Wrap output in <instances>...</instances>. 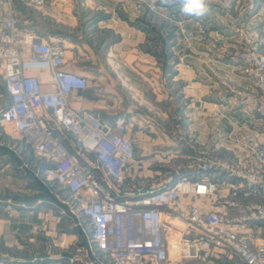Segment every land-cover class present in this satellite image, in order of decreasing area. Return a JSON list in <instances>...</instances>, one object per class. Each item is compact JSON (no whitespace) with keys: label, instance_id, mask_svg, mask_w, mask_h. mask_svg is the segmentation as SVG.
<instances>
[{"label":"built area","instance_id":"2783aa9c","mask_svg":"<svg viewBox=\"0 0 264 264\" xmlns=\"http://www.w3.org/2000/svg\"><path fill=\"white\" fill-rule=\"evenodd\" d=\"M21 1L42 8L50 0ZM13 3L0 0V68L10 101L0 120L12 125L36 156L50 162L45 175L70 195V210L87 241L83 253L99 264H160L180 246L182 258L208 257L216 249L230 255V264H264V141L258 130L249 127L236 136L245 151L242 158L206 151L199 156L197 173L179 176L165 187L122 195L117 187L125 185V174L137 158L136 141L129 134L132 122L74 107L70 96L87 89L89 77L67 69L64 43L26 26ZM177 23L186 38L194 37L183 20ZM228 27L240 45L233 59L247 68L251 84L235 97L264 120V51L258 32L242 17H231ZM38 70L47 72L54 90L43 89L33 72ZM212 173L226 177L227 183ZM183 195L205 197L208 204L221 203L226 209L197 202L182 209L178 201ZM171 218L184 223L177 234L170 230Z\"/></svg>","mask_w":264,"mask_h":264},{"label":"crops","instance_id":"0c3cea01","mask_svg":"<svg viewBox=\"0 0 264 264\" xmlns=\"http://www.w3.org/2000/svg\"><path fill=\"white\" fill-rule=\"evenodd\" d=\"M141 1L143 0H50L38 9L37 18L43 20V26H30L49 39L62 41L67 53L66 68L89 77L87 89L75 91L70 96L71 104L81 110H95L107 118L123 117L131 121L129 134L136 141V152L142 156V161L145 158L163 157H177L184 161L188 157L197 158L195 163L177 164L176 168L170 169L172 176L162 185H151L144 190V187L137 189L135 185L117 187L126 196L165 187L179 176L197 173V153L200 151L194 142L202 143L205 148H214L221 156L242 158L245 151L233 147L229 141L231 126L239 130L242 126L255 122V128L264 141V120L243 114L241 105L234 102L235 98L228 91V81L251 87L250 79L240 69V65L230 63L221 54L220 48L212 45L215 43L196 39L191 48L182 51L184 60L179 58L181 33L177 21L182 16L179 9L165 11L160 8L158 13H154L148 7L144 9ZM258 5L255 26L262 32L264 50V2ZM31 21L34 23L33 17ZM187 22L190 29L196 32L199 24ZM217 24L222 28L223 23ZM221 38L229 41L228 37ZM33 72L40 78L44 90L55 89L54 84L48 81L46 71ZM0 74L4 89L1 68ZM188 95L192 97L181 108L180 102ZM196 97L203 100L202 106L206 109L204 112L214 110L221 115L214 119V123L205 116L199 123L195 119L187 121L188 140V137L173 134L168 128L180 127V111L184 114L189 112L190 116H196V113L201 116L202 111L196 106ZM227 113L237 118L232 125H228ZM1 124H4L7 134L15 133L9 123ZM197 124L201 128L200 132L197 137L191 136L192 128H196ZM144 125L155 128V135L149 137L141 134L144 139L139 143V132H135V129H141ZM11 145L14 146V143L11 142ZM89 159L97 162L93 155ZM133 166L135 164L129 168L128 174H131ZM102 172L107 176L104 167ZM211 176L218 182L227 183V178L222 175L212 173ZM110 179L116 182L114 177ZM134 190L138 192L135 193ZM195 202L215 210L226 209L221 203L212 206L208 204L207 198L192 195H183L178 206L187 209ZM5 205L11 207L10 204ZM5 205L0 202V263L99 264L91 255L83 253L87 241L73 214L68 215L70 227L74 228L70 234L64 233L58 240L40 236L37 238L35 232H50L53 224L59 222L58 218L51 216V213L41 212L35 205L17 211H6ZM169 222L173 234L184 228V223L176 218H171ZM52 244L58 247L53 248ZM72 244L79 247L78 252L73 254L68 250ZM199 259H202L200 261L203 264L230 262L226 252L216 249L210 256H201ZM166 262L182 264L184 261L180 256L176 261L171 262L169 259L160 264H167Z\"/></svg>","mask_w":264,"mask_h":264},{"label":"rangeland","instance_id":"374dc122","mask_svg":"<svg viewBox=\"0 0 264 264\" xmlns=\"http://www.w3.org/2000/svg\"><path fill=\"white\" fill-rule=\"evenodd\" d=\"M141 2L143 3L144 9L145 7H148L154 13H158V11H160L157 0H143ZM258 2L260 3V5H262L264 0H208L210 11L204 18L195 19L181 16L180 20L184 21V27L189 32H192L194 37L191 39L186 38L182 33V30L179 29L181 33V51L179 58H184L185 55L182 51L191 48L195 39L199 41H209L215 43L212 45H217V47L220 48L221 54H223V56L226 57L227 60L230 61V63H234V65H240V69L243 71V73L248 75L247 68L238 60L234 61L233 59V57H235L236 55V52L240 49V45L236 42V37L230 32L228 26L231 17H242L248 28L257 30L259 42L262 47V32L255 26V17L259 9ZM13 4L15 10L22 16L23 23L26 26L30 27L32 25H39L40 28L43 26V20L37 18V14H39V8L30 7L21 0H14ZM152 6H155V8L152 9ZM169 16H165V18H169ZM32 17L34 19V23L31 21ZM187 21H189V23H192L194 21L199 24L198 26H196L198 27V29H195L196 32L190 29ZM217 23H223L222 28H219ZM221 36L228 37L227 39L229 41L226 42L223 38H221ZM1 79L2 77L0 74V111L4 107V105L9 102V96L2 88ZM227 87L229 93H231L235 98L234 102L236 101L237 104L240 105L235 97V93L238 90L247 89L248 87H246V84L241 85L237 82L228 81ZM190 97L192 96L188 95L183 98V101L180 102L181 108L183 106V103L190 99ZM196 100V106H199V109L202 111L200 114L201 116L198 115L199 113H196V116L194 114H191L190 116L189 112H186V114H184L182 111H180L179 119L182 121V124L179 128L176 129H172L171 127L168 128L170 132L179 136L184 135L185 138H187L189 136V132H186L187 121H192V119H195L196 122L199 123L205 116L207 119L211 120L212 123H214V119L220 118L219 115L221 114L215 112L214 110H210L208 113L204 112L206 109H203V100L200 101L197 97ZM242 109L243 114H246L250 117H255L256 119L260 118L259 116L253 115V113L248 111L246 108ZM226 115L228 120L227 122L229 123L228 125H232L231 123L237 120V118L231 115V113H227ZM242 127L243 128H240L239 130L232 126L230 128L228 138L233 147L241 148V146L236 142V136L240 134L244 129L249 127H256V125L255 122H252ZM192 129L193 131L190 133V135H195L197 137L199 134L198 132H200L201 128H199L197 124L196 128ZM155 130V128H151L148 125H144V127L141 129H135V132H139L137 133V139L139 140V143H141L144 139L142 136L143 134L149 137H154L153 135H155ZM187 139L189 140V137ZM11 142L14 143V146L11 145ZM193 144L200 151L199 153H197L198 156H201L202 153L206 151H211L212 153H216L218 156H221L214 148H205L200 142H194ZM141 157L142 156L137 153V158L134 162L135 166L132 167L131 174H128L127 171V174L124 177V183L127 186L129 185V187L130 185H135V188L137 189L140 187H144L143 190L151 187V185H162L166 183L169 178H171V171L174 167L176 168L177 164H192L195 163V160L197 159L188 157L184 161L180 160L181 158L177 157L173 159L163 157L156 159L145 158L142 161ZM50 165L51 164L49 161H47L45 158L36 156L32 152V150H30V148L25 145L24 140L20 134H18L17 132L10 135L7 134L5 132L4 124H1L0 121V202L4 205H11V207L9 208L5 205L6 211L7 209L17 211L19 209H24L27 207L30 208L35 205L41 212L51 213V216H56L59 222L53 224V229H51L50 232L47 233L42 230L39 232H35V235H37V238L40 236L43 238L47 237L49 239L54 238V240H58L61 236L63 237L64 233L70 234L74 229L70 227L71 225L68 217L69 214H72L69 203L71 201V198L64 189H61L59 187L55 180H51L46 177L45 170L46 168L50 167ZM170 169L172 170L170 171ZM134 192L137 193L138 191L134 190ZM225 211L228 212V210ZM82 235L85 238V235L83 233ZM52 246L53 248L58 247L56 244H52ZM78 249L79 247L75 244L70 245L68 248V250L71 251L72 254L78 252ZM180 249V246L171 249V262L179 259ZM227 255L230 261L228 262V264H230L232 258L228 253ZM182 260L184 261L182 264H203V262L200 261L202 259H199V257H184L182 258ZM166 263L168 264L170 262Z\"/></svg>","mask_w":264,"mask_h":264},{"label":"clouds","instance_id":"9594fccd","mask_svg":"<svg viewBox=\"0 0 264 264\" xmlns=\"http://www.w3.org/2000/svg\"><path fill=\"white\" fill-rule=\"evenodd\" d=\"M165 11L178 8L184 17L202 19L210 11L208 0H157Z\"/></svg>","mask_w":264,"mask_h":264}]
</instances>
